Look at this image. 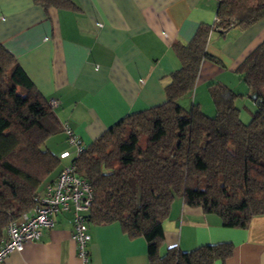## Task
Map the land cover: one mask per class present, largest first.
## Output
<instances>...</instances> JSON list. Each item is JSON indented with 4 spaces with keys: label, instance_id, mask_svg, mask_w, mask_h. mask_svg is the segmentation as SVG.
Here are the masks:
<instances>
[{
    "label": "trees",
    "instance_id": "obj_1",
    "mask_svg": "<svg viewBox=\"0 0 264 264\" xmlns=\"http://www.w3.org/2000/svg\"><path fill=\"white\" fill-rule=\"evenodd\" d=\"M32 1L74 8L70 0ZM263 19L264 0H219L211 24L171 44L179 66L164 85L165 101L121 118L71 160L93 193L87 221L117 222L129 238L143 237L149 264H214L232 254L233 244L221 242L160 255L162 222L176 197L217 215L225 227L245 228L264 215V40L235 70L248 95L256 93L247 122L236 105L242 94L217 82L207 84L212 115L177 102L193 90L203 59L218 62L205 50L210 32L223 35ZM61 131L47 98L0 43V240L58 168L60 157L44 143Z\"/></svg>",
    "mask_w": 264,
    "mask_h": 264
},
{
    "label": "crops",
    "instance_id": "obj_2",
    "mask_svg": "<svg viewBox=\"0 0 264 264\" xmlns=\"http://www.w3.org/2000/svg\"><path fill=\"white\" fill-rule=\"evenodd\" d=\"M70 1L72 9H45L32 0H0V43L47 100L58 102L53 111L61 125L89 145L126 115L165 101L164 85L179 66L171 44L188 42L200 23L211 24L219 0ZM263 40L264 19L223 35L210 32L205 50L218 62L203 59L193 90L177 102L185 109L197 104L212 115L207 84L217 82L242 94L236 100L239 109L250 100L254 110L235 70ZM44 145L59 157L68 155L60 157L40 192L75 156L62 131ZM71 230V213H59L38 241L9 253L0 264H80ZM162 230L160 255L169 247L184 252L230 242L232 254L214 264H264V215L253 216L245 228L225 227L217 215L176 197ZM88 233V264H149L145 239L129 238L117 222H89Z\"/></svg>",
    "mask_w": 264,
    "mask_h": 264
},
{
    "label": "built area",
    "instance_id": "obj_3",
    "mask_svg": "<svg viewBox=\"0 0 264 264\" xmlns=\"http://www.w3.org/2000/svg\"><path fill=\"white\" fill-rule=\"evenodd\" d=\"M48 104L54 109L58 102L51 99ZM61 128L77 156L83 150L84 145L65 123L61 125ZM67 155V152H63L60 157ZM92 200L93 193L89 183L76 174L75 165L71 161L60 169L52 181L45 185L42 192L34 197V205L29 211L8 223L5 234L0 240V263L9 253L22 250L26 243L38 241L43 230L54 226L56 215L70 212L71 238L75 242L77 257L80 264H88L90 235L86 214Z\"/></svg>",
    "mask_w": 264,
    "mask_h": 264
},
{
    "label": "rangeland",
    "instance_id": "obj_4",
    "mask_svg": "<svg viewBox=\"0 0 264 264\" xmlns=\"http://www.w3.org/2000/svg\"><path fill=\"white\" fill-rule=\"evenodd\" d=\"M248 103H250V100H248ZM248 103H246L245 108L241 106L239 110L240 118L243 120L244 123L249 120L250 113L254 111L253 107L250 108Z\"/></svg>",
    "mask_w": 264,
    "mask_h": 264
},
{
    "label": "water",
    "instance_id": "obj_5",
    "mask_svg": "<svg viewBox=\"0 0 264 264\" xmlns=\"http://www.w3.org/2000/svg\"><path fill=\"white\" fill-rule=\"evenodd\" d=\"M251 98H252L253 100H255V99H256V93H253V94L251 95Z\"/></svg>",
    "mask_w": 264,
    "mask_h": 264
}]
</instances>
